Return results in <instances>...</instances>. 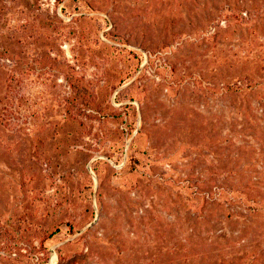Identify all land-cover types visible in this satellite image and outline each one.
<instances>
[{"label":"rangeland","instance_id":"1","mask_svg":"<svg viewBox=\"0 0 264 264\" xmlns=\"http://www.w3.org/2000/svg\"><path fill=\"white\" fill-rule=\"evenodd\" d=\"M246 191L264 0H0V264H264Z\"/></svg>","mask_w":264,"mask_h":264},{"label":"trees","instance_id":"2","mask_svg":"<svg viewBox=\"0 0 264 264\" xmlns=\"http://www.w3.org/2000/svg\"><path fill=\"white\" fill-rule=\"evenodd\" d=\"M132 160L135 163V165H133V167L135 166V169L133 170L135 172L137 171L136 169L140 165L141 161L138 156H135L134 158H132ZM245 193L246 196L242 200L243 202L246 201V203L244 204H247L246 207L251 210V213H253L254 215H264V202L257 200L253 201V199H251L250 192L246 191ZM195 207L198 208V205H195ZM261 258H263L261 250L259 251V249L254 248L253 250L246 251L239 256H235L232 258H222L215 264H257L261 260Z\"/></svg>","mask_w":264,"mask_h":264}]
</instances>
